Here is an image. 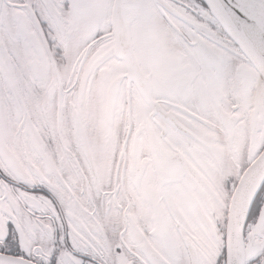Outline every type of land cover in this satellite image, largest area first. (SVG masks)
I'll return each mask as SVG.
<instances>
[{"label": "snow or ice", "instance_id": "snow-or-ice-1", "mask_svg": "<svg viewBox=\"0 0 264 264\" xmlns=\"http://www.w3.org/2000/svg\"><path fill=\"white\" fill-rule=\"evenodd\" d=\"M0 264H264V0H0Z\"/></svg>", "mask_w": 264, "mask_h": 264}]
</instances>
